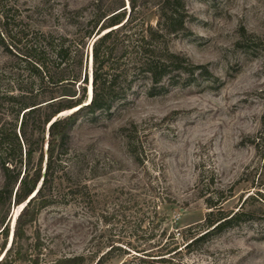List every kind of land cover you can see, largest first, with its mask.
Here are the masks:
<instances>
[{
    "label": "rangeland",
    "instance_id": "obj_1",
    "mask_svg": "<svg viewBox=\"0 0 264 264\" xmlns=\"http://www.w3.org/2000/svg\"><path fill=\"white\" fill-rule=\"evenodd\" d=\"M94 3L3 0L0 11L4 5L12 8L30 37L40 31L75 39L88 29ZM188 10V33L171 39L169 48L209 66L214 78L169 87L157 98L147 97L138 84L129 102L112 114L76 126L64 158L68 177L63 186L55 183L59 203L43 211L29 230L44 243L42 264L80 255L96 264L113 247L107 264H140L133 249L162 247L178 249L168 264H264L261 198L246 207L259 210L263 220L186 248L200 233L188 228L209 212L207 197L218 191L226 196L233 188L234 198L224 207L235 211L249 195L264 193V141L259 149L249 142L260 132L264 114V0H189ZM20 60L0 49L1 91L39 88ZM89 65L90 60L87 92L92 95ZM21 208L8 215L7 249Z\"/></svg>",
    "mask_w": 264,
    "mask_h": 264
},
{
    "label": "trees",
    "instance_id": "obj_2",
    "mask_svg": "<svg viewBox=\"0 0 264 264\" xmlns=\"http://www.w3.org/2000/svg\"><path fill=\"white\" fill-rule=\"evenodd\" d=\"M188 1L107 0V5L100 7V1L95 0L88 29L75 39L40 31L30 37L20 29L22 21L17 22V15H11L14 10L2 6L0 49L25 62L32 83L39 88L0 89V109L7 108L5 113L0 110V237L3 239L0 264H42L44 243L39 234L33 236L29 230L43 211L59 203L55 183L63 186V177H68L64 158L73 131L82 120L112 114L118 106L129 102L138 84L144 86L147 97L157 98L169 93V87H188L200 79L214 78L209 66L195 64L169 48L171 39L188 33L187 23L191 19ZM241 36L243 42L247 40L245 29ZM90 57L93 94L88 104ZM64 113L65 116H60ZM127 130L121 131L125 133L129 152L134 154ZM263 141L264 114L260 132L249 139L257 149ZM233 198V188L226 196L218 191L207 197L209 212L201 223L188 228L200 233L191 237L186 248L263 218L259 210H251L246 204L264 199V193L257 191L238 210L228 211L224 206ZM23 205L7 249L8 215ZM154 249L135 248L136 255L132 257L140 264H168L178 250L162 247L156 252ZM114 250L115 247L96 264H107ZM53 264L88 262L80 255L64 257Z\"/></svg>",
    "mask_w": 264,
    "mask_h": 264
},
{
    "label": "water",
    "instance_id": "obj_3",
    "mask_svg": "<svg viewBox=\"0 0 264 264\" xmlns=\"http://www.w3.org/2000/svg\"><path fill=\"white\" fill-rule=\"evenodd\" d=\"M92 59H91V57H90V65H89V71L91 72L90 74L92 75V67H93V64H92V61H91ZM91 89H90V91H88V101H87V103L89 104L90 102H91ZM88 104H85L84 106H87ZM66 113H64V114H62V115H60V116H63V115H65ZM58 118V117H57ZM34 196V195H33ZM29 202V201H28ZM23 208H24V205H23ZM22 208V209H23ZM21 209V210H22ZM21 210H20V212H21ZM19 212V213H20ZM19 213L14 217V220H13V226L15 227V225H14V223H16V219H17V217H18V215H19ZM13 233V232H12ZM0 261H1V259H0Z\"/></svg>",
    "mask_w": 264,
    "mask_h": 264
},
{
    "label": "bare ground",
    "instance_id": "obj_4",
    "mask_svg": "<svg viewBox=\"0 0 264 264\" xmlns=\"http://www.w3.org/2000/svg\"><path fill=\"white\" fill-rule=\"evenodd\" d=\"M90 88V87H89ZM90 91V90H89ZM91 98H92V95H91ZM22 208H23V206H22Z\"/></svg>",
    "mask_w": 264,
    "mask_h": 264
}]
</instances>
